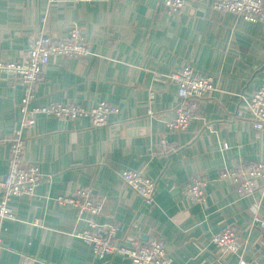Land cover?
Segmentation results:
<instances>
[{
	"label": "crops",
	"instance_id": "1",
	"mask_svg": "<svg viewBox=\"0 0 264 264\" xmlns=\"http://www.w3.org/2000/svg\"><path fill=\"white\" fill-rule=\"evenodd\" d=\"M182 1L181 12L168 15L163 0H0V60L18 61L41 29L63 39L73 26L82 30L90 52L85 59L51 57L30 107L71 103L90 110L106 102L119 109L103 127H92L87 117L38 114L34 126L23 129V159L45 179L33 197L9 200L15 220L0 222V264H20L23 257L30 264H129L119 256L95 258L75 236L88 228V216L55 199L77 188L103 201L100 221L115 224L124 246L155 236L172 264H236V257H223L211 242L234 225L245 242L243 258L264 264V230L253 222L264 221L260 191L241 198L229 183L215 180L223 167L264 162V132L253 129L247 108L264 86V22L216 12L212 0ZM186 66L209 74L215 90L201 102L198 119L170 132L165 121L178 98L167 76ZM22 94L0 73L2 137L20 127ZM160 138L178 152L158 154ZM8 150L0 144V180ZM125 170L155 182L151 208L122 184L118 174ZM198 174L213 182L203 188V206L182 192Z\"/></svg>",
	"mask_w": 264,
	"mask_h": 264
},
{
	"label": "built area",
	"instance_id": "2",
	"mask_svg": "<svg viewBox=\"0 0 264 264\" xmlns=\"http://www.w3.org/2000/svg\"><path fill=\"white\" fill-rule=\"evenodd\" d=\"M57 0H47L53 4ZM94 0H72L74 3H91ZM165 12L174 15L184 8L182 0H163ZM212 8L216 12H228L250 23L264 22V0H212ZM44 18L41 23L43 24ZM42 26V25H41ZM88 45L82 30L73 26L63 39H56L36 32L20 52L18 61L0 60V73L5 76L10 86L18 85L23 94L19 103L22 114L20 127L6 137L0 135V144H8V170L0 180V222L15 220V215L8 202L14 197H33L35 188L45 179L35 164L26 163L23 159L24 128L33 127L38 114L52 115L60 119L74 120L87 117L92 127H103L108 124L109 116L119 113V109L106 102L87 110L80 105L71 103H51L46 106L30 107L35 98V89L42 77V68L49 63L51 57L65 56L85 59L89 55ZM177 88L178 104L171 116L165 121L170 132H182L191 122L200 117V104L215 90L213 79L209 74L199 73L186 66L172 70L167 76ZM153 92L149 93L152 103ZM250 121L256 132H264V86L253 92L247 101ZM158 154L166 155L178 152L179 147L160 138L157 144ZM123 185L131 189L141 200L142 205L151 208L154 205L155 182L142 173L125 170L118 174ZM217 182L229 183L236 194L243 198L260 191L264 199V162H250L232 167H223L215 179ZM213 184L205 176L195 175L182 186L184 197L191 204L205 205L203 188ZM56 202L60 206H70L78 214L88 216V228L75 236L81 239L91 250L95 258L119 256L128 260L129 264H172L163 241L152 237L146 242L134 241L129 246L122 245L116 239L117 227L111 222H101L104 203L94 199L87 188H77L70 196H58ZM98 219V220H95ZM254 225L264 230V221L254 218ZM212 244L217 247L223 257H236V264H258L256 259H244L241 255L245 242L241 240L239 231L229 225L212 236ZM2 240L0 238V252ZM28 257H23L20 264H30Z\"/></svg>",
	"mask_w": 264,
	"mask_h": 264
}]
</instances>
